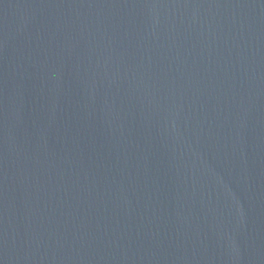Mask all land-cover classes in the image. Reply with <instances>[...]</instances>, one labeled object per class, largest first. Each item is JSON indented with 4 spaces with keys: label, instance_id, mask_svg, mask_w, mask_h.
Wrapping results in <instances>:
<instances>
[{
    "label": "water",
    "instance_id": "95a60500",
    "mask_svg": "<svg viewBox=\"0 0 264 264\" xmlns=\"http://www.w3.org/2000/svg\"><path fill=\"white\" fill-rule=\"evenodd\" d=\"M0 264H264V0H0Z\"/></svg>",
    "mask_w": 264,
    "mask_h": 264
}]
</instances>
